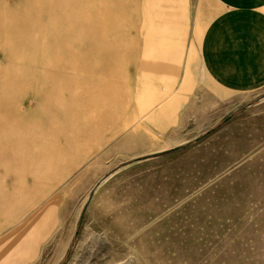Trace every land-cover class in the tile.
<instances>
[{"label": "rangeland", "instance_id": "rangeland-1", "mask_svg": "<svg viewBox=\"0 0 264 264\" xmlns=\"http://www.w3.org/2000/svg\"><path fill=\"white\" fill-rule=\"evenodd\" d=\"M163 4L21 0L10 11L8 30H0V98L9 99L11 137H26L20 146L32 150L33 136L41 137L17 183L0 189V236L22 229L23 248L10 249L23 251L24 258H11L17 264H264V103L234 129L233 160L161 166L131 160L134 153L119 147L147 95L183 78L206 81L194 37L204 35L217 4L189 0L186 32L163 31L178 22L158 13ZM182 36L172 79L139 71L166 39ZM99 115L105 130L72 147L67 135L94 136Z\"/></svg>", "mask_w": 264, "mask_h": 264}, {"label": "crops", "instance_id": "crops-1", "mask_svg": "<svg viewBox=\"0 0 264 264\" xmlns=\"http://www.w3.org/2000/svg\"><path fill=\"white\" fill-rule=\"evenodd\" d=\"M20 1L0 0V30H8L10 11L17 5L19 8ZM163 1L165 4L158 13L178 17L177 23H165L163 31H188L189 0ZM214 1L218 6L216 16L204 35L203 29L194 37V47L200 44L199 61L206 81L183 78L166 86L161 93L147 95L145 102L137 104L136 119L129 125L128 134L121 135L119 143L121 151L134 153L131 160L161 166L166 161L183 158L233 160L234 129L243 127L239 123L244 116L264 103V98H257L258 92L264 90V0ZM206 10L209 12V7ZM208 12L198 15L197 21L199 17L208 19ZM173 25L177 27L172 28ZM194 32H198L197 28ZM184 43L183 36L173 41L166 39L165 50L157 57H147L146 66L139 71L155 75L159 82L164 81V76L165 81L172 79L180 70ZM194 50L187 66L190 76L194 73ZM39 127L41 122L34 121V128ZM92 127L97 131L90 138L67 135L72 147L96 140L105 130L104 117L99 115ZM10 129L9 99L0 98V157L3 159L0 162V189L7 181L11 186L17 183L23 168L41 145V137L33 136V148L27 150L20 146L26 144V137H11ZM54 137L51 135L50 140ZM11 144L18 145V151L11 152ZM7 151H10L8 157L4 156ZM202 152H205L204 156H200ZM12 220L13 217L8 219L9 222ZM18 226L0 236V264H17L18 260L11 258H24L23 251H10L11 248H23L22 229ZM76 228L74 224L65 237L62 256L69 248Z\"/></svg>", "mask_w": 264, "mask_h": 264}, {"label": "bare ground", "instance_id": "bare-ground-1", "mask_svg": "<svg viewBox=\"0 0 264 264\" xmlns=\"http://www.w3.org/2000/svg\"><path fill=\"white\" fill-rule=\"evenodd\" d=\"M89 11V10H88ZM179 41V40H178ZM176 42V41H175ZM76 70V69H75ZM12 232V231H11Z\"/></svg>", "mask_w": 264, "mask_h": 264}]
</instances>
